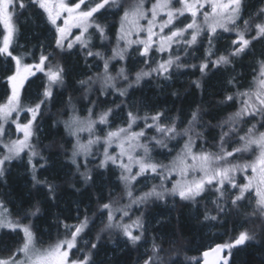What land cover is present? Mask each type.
I'll return each instance as SVG.
<instances>
[{"label": "snow or ice", "instance_id": "snow-or-ice-1", "mask_svg": "<svg viewBox=\"0 0 264 264\" xmlns=\"http://www.w3.org/2000/svg\"><path fill=\"white\" fill-rule=\"evenodd\" d=\"M29 9L52 42L21 51L18 20ZM0 25V181L6 183L9 166L26 156L32 189L46 190L45 198L55 202L58 185L40 172L63 155L74 169L68 183L75 191L81 192L77 181L85 189L99 182L100 191L99 215L89 217L85 209L80 218L78 209L73 224L57 217V238L47 246L34 223L43 218L40 203L21 215L0 199V234H23L14 250L0 246L10 252L0 255V264H104L97 259L104 234L138 251L149 242L151 208L177 202L192 209L201 228L223 229L221 238L235 235L188 256L190 249L175 240L165 248L163 237L153 234L143 264H236L237 253L264 247V53L249 65L247 83L235 71V62L264 41V0H0ZM226 33L234 38L221 51L217 44ZM201 48L200 63H186ZM72 55L98 71L77 72L66 60ZM189 68L200 72L192 85L201 96L210 72L226 77L233 91L175 116L135 98L142 82L155 78L162 89ZM109 104L114 107L101 108ZM46 113L58 117L52 126L63 125L71 150L55 141L41 146ZM113 170L122 195L109 191L101 202ZM96 220L103 227L92 241L87 237Z\"/></svg>", "mask_w": 264, "mask_h": 264}, {"label": "trees", "instance_id": "trees-1", "mask_svg": "<svg viewBox=\"0 0 264 264\" xmlns=\"http://www.w3.org/2000/svg\"><path fill=\"white\" fill-rule=\"evenodd\" d=\"M254 2V0H250ZM178 6V5H177ZM33 9H29L19 17L18 27L20 29L19 44L23 46L20 50L25 49L32 50L33 46L38 43H51L52 35L44 30L42 21H38L33 15ZM113 19V18H110ZM115 19H118L116 17ZM2 25H0V31H2ZM224 39L220 40L217 47L223 51L226 45H229L231 39L234 38L232 34H223ZM99 45V40L95 41ZM114 43V40H113ZM111 45H109L110 51ZM206 47V45H205ZM95 50V49H94ZM38 51V50H37ZM108 51V54H110ZM204 49L201 48L193 56L187 58L186 63L188 64H199L203 58ZM261 53H264V41L255 42L253 45L252 52L247 56L237 60L236 73H242V83H247L251 79L252 68L249 65H255L256 61L261 58ZM155 59H160L159 54L155 55ZM69 65H78L76 68L77 72H84L86 74H92L98 71L95 67L91 70L84 64L83 56L72 55L66 57ZM89 63H92L90 60ZM142 64H138L136 67H142ZM215 70H213L214 72ZM5 73L0 71V80L3 79ZM80 78V77H77ZM200 78V72L198 69H187L182 71L180 74L174 76V79L166 83L161 89L156 85L158 81L153 78L151 81L142 82V85L135 92V98L143 96L149 103L155 106V110H166L168 115L175 116L179 112L183 111L185 115L190 111L191 108L195 107L203 101L205 105L209 102H215L216 100L223 99L224 95L230 91H233L226 83V77H222L220 73L215 75L212 72L205 79V93L201 96V93L192 85V81ZM177 95H173V93ZM71 94L70 91L65 93L64 99ZM79 95V94H76ZM112 97H109L111 100ZM120 99H116V103L119 104ZM114 107V105H102L103 107ZM61 105H57L51 110L52 114L58 112ZM101 109H97L100 111ZM232 109H229L231 111ZM82 113L81 115H85ZM143 114V113H142ZM50 114L46 113L45 119L41 121L42 131L38 133L41 146L48 145L53 141L57 143H63L64 146L71 150L72 142L71 139L66 135L63 125L53 127V121L58 117L51 115V119L48 118ZM117 125L121 124L122 121L117 118L115 121ZM48 155V153H45ZM159 159V157H157ZM27 157H24V162L14 161L9 166V172L5 177V182L0 181V199H5L8 203L9 208L13 209V212L20 213L23 215L24 211L32 209L33 205L37 202L40 203L42 219L34 221V223L42 226V231L45 232L43 236V242L50 241L52 236L58 234L56 219L59 217L63 220L68 217L67 222L69 224L77 223V210L79 209V216L83 218L85 209L87 214L92 217L94 214L99 215L97 196L100 195L99 182L97 187L84 188L81 181L76 182V187L81 189V192L75 191L68 181L72 180L71 173L74 171L70 165L67 164L66 158L63 155L53 157L49 161L50 166L46 169H42L40 172L41 179L47 177L51 182L58 185L57 188V199L55 202L48 201L45 198L46 190L41 189L39 192L32 189L30 183V177L27 172L26 165ZM90 167H94L90 165ZM95 176V172L93 173ZM106 177H111L113 183L107 185L104 188L105 199L101 202H106L109 191L112 192L113 197L119 198L122 195V189L119 183L116 181L117 172L115 170L106 173ZM32 191V197H29L27 193ZM8 193L7 197L5 194ZM15 205V207H13ZM135 215H139L136 213ZM150 218H152V227L149 228V242L139 250L125 248V245L121 243V237L117 235L104 234L102 245L100 248L98 260H102L104 264H143L145 258L146 249L151 246V236L153 234H159L164 239V247H169V241L175 240L177 246L185 249H190L186 252L188 256H199L203 247L208 246L212 243H220L224 240H228L230 236L235 233L229 232L228 235L218 237L217 233L222 232L223 229L216 228L209 231L206 228H201L198 221L194 218L192 209L190 207H181L180 202H177L176 207H172L171 203L168 205L160 204L154 206L150 210ZM156 220L162 221L161 224L157 225ZM103 227L99 220H96L94 226H92L91 233L87 237L88 239L95 241L96 234ZM248 228H253V225H246ZM62 233L63 230L61 229ZM50 233V235H49ZM39 235V233H38ZM12 240V244L11 243ZM15 239L12 234L2 236L0 246H7L9 249L14 248ZM2 253V252H1ZM4 255L10 254V252H3ZM147 254H150L147 253ZM183 255V254H182ZM236 264H264V247H258L253 245L246 248L236 254Z\"/></svg>", "mask_w": 264, "mask_h": 264}, {"label": "rangeland", "instance_id": "rangeland-1", "mask_svg": "<svg viewBox=\"0 0 264 264\" xmlns=\"http://www.w3.org/2000/svg\"><path fill=\"white\" fill-rule=\"evenodd\" d=\"M77 30L76 29H73V32H76ZM109 53H110V51H109ZM110 55V54H109ZM105 106H107V105H105ZM86 115V114H85ZM86 135V134H85ZM101 135H103V133H101ZM70 139H71V142H72V138L71 137H69ZM26 157V156H25ZM165 162H167V161H165ZM117 172V171H116ZM117 175H118V172H117ZM14 213V212H13ZM15 214V213H14ZM24 223H28V221H24ZM61 233V232H60ZM62 234V233H61ZM12 235L14 236V239H15V241H16V243H15V246H14V248H13V250L16 248V247H18L19 246V244L20 243H22V236H23V234L22 233H19V234H17V233H12ZM2 234H0V243H1V239H2ZM57 238V234L55 235V236H52V238H51V240L50 241H45V242H43V245L44 246H47L49 243H51V242H54L55 241V239ZM10 244H12V240H11V243ZM0 255H4L3 254V252L1 253L0 252ZM9 255V254H8Z\"/></svg>", "mask_w": 264, "mask_h": 264}]
</instances>
